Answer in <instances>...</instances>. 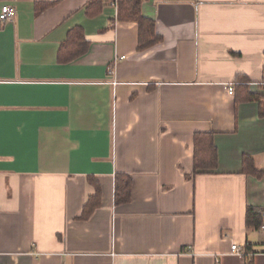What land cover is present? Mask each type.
Instances as JSON below:
<instances>
[{
  "label": "crops",
  "instance_id": "obj_1",
  "mask_svg": "<svg viewBox=\"0 0 264 264\" xmlns=\"http://www.w3.org/2000/svg\"><path fill=\"white\" fill-rule=\"evenodd\" d=\"M88 1L0 0V264H264V0H141L144 48L117 0ZM74 26L88 48L60 62Z\"/></svg>",
  "mask_w": 264,
  "mask_h": 264
},
{
  "label": "trees",
  "instance_id": "obj_2",
  "mask_svg": "<svg viewBox=\"0 0 264 264\" xmlns=\"http://www.w3.org/2000/svg\"><path fill=\"white\" fill-rule=\"evenodd\" d=\"M141 0H117V17L119 20H134L138 25V46L144 48L159 40V36L154 30V20L144 15L140 10ZM53 2L39 3L37 9H43ZM97 5V6H96ZM101 6L100 0H89L87 11L89 14L97 12ZM88 48L82 28L74 26L68 31L66 39L60 44L57 59L60 62H67L82 55ZM252 94L247 95V99L252 98ZM243 171L251 174H259L262 171L257 169L253 159L249 155L242 158ZM217 166V150L213 142L212 132H196L193 135V168L194 171H209ZM130 178L127 175H117L115 182V201L122 202L129 199ZM263 209L248 206L246 210V223L259 227L262 223Z\"/></svg>",
  "mask_w": 264,
  "mask_h": 264
},
{
  "label": "built area",
  "instance_id": "obj_3",
  "mask_svg": "<svg viewBox=\"0 0 264 264\" xmlns=\"http://www.w3.org/2000/svg\"><path fill=\"white\" fill-rule=\"evenodd\" d=\"M15 15V7L10 5V4H2L0 6V21H9L12 19V17ZM264 82V69H263V80ZM227 92L231 94L233 92V83H229L227 85ZM259 228L264 231V210L262 212V223L260 224ZM247 244V243H246ZM246 245L245 246H240L237 243H233L230 246L231 252L237 254V255H242L246 253Z\"/></svg>",
  "mask_w": 264,
  "mask_h": 264
}]
</instances>
